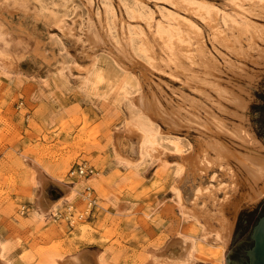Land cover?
Here are the masks:
<instances>
[{
  "label": "rangeland",
  "instance_id": "374dc122",
  "mask_svg": "<svg viewBox=\"0 0 264 264\" xmlns=\"http://www.w3.org/2000/svg\"><path fill=\"white\" fill-rule=\"evenodd\" d=\"M263 3L0 0L2 257L11 264H72L75 255L78 264H164L153 257L167 256L169 245L188 237L195 248L224 245L215 258L200 257L193 248L191 264H226L239 213L248 206L234 211L233 204L247 189L235 190L238 184L215 162L202 165V128L189 127L186 116L200 111L196 116L206 119L212 104L205 96L208 86L190 77L204 73L205 53L224 70V57L246 63L255 76L246 95V125L261 141L250 109L264 103L254 94L264 92V60L254 63L261 61L256 54L240 59L232 48L249 49L255 26L264 23L258 16ZM92 31L102 43L88 37ZM121 46L126 56L119 55ZM223 73V80L234 75ZM141 92L156 97L159 108L141 107L135 99ZM174 111L182 118L178 112L174 118ZM85 160L98 174L70 176V168ZM34 163L51 180L43 200L48 213L38 204L42 183ZM87 185L96 201L90 214L82 195ZM68 203L84 217L72 225L49 217ZM223 218L234 219L228 243L215 231ZM82 227L86 237H80Z\"/></svg>",
  "mask_w": 264,
  "mask_h": 264
},
{
  "label": "bare ground",
  "instance_id": "6f19581e",
  "mask_svg": "<svg viewBox=\"0 0 264 264\" xmlns=\"http://www.w3.org/2000/svg\"><path fill=\"white\" fill-rule=\"evenodd\" d=\"M261 4L262 3H260V5ZM260 8H261V11L258 13L259 14L258 16L264 18V6L262 5ZM87 30L86 32L88 34L89 31ZM91 36L94 42L96 43L103 42V39L98 32L92 31L90 33V36L88 35V37L90 38ZM252 37L254 39L252 40V43H250L249 49H246L240 45V47L236 50L235 48H232V51L234 52L236 56L238 57L241 56L240 59L242 58L248 59L249 55L256 54L257 58L260 59L261 61L260 62L255 61V60H252V61L256 64L263 63V60H264V23L263 22L255 26V30H253ZM119 50H120V53H119ZM119 50H118L119 55L120 54L123 56L127 55L126 53L127 51H125L127 50L126 48L124 50L123 47L121 46L119 47ZM252 50L254 52H252ZM224 61H225V67H227V70H224L223 67L220 66L221 64L219 63L218 59L214 55L212 54L206 55L205 53L201 57V62H200V65L204 69L202 71L204 72L203 73L204 75L201 73L203 76L202 75L199 76V74H196L190 77V80L192 79L196 80L197 78L196 81L199 82V84L197 85H200L201 83V84H205L208 86V91L205 92V96L211 102L212 107L211 108L208 107V109L210 110L209 111L207 107L205 106L208 112L207 114L204 113V115L206 116L204 115L203 116L206 117V119L202 120L200 115L196 116L200 111L197 112V114H195L194 112L189 113L188 110L186 109L185 110L187 114L188 113L190 114L186 116V119L187 117L191 116L190 119L188 118L189 121L187 125L190 122L189 127L192 126L194 128L196 126L195 128L197 129L202 128L200 129V133L203 136V140H204V144L201 145L203 146V149L201 150L204 151V159L202 157L203 154L201 155L202 157L201 159H203L202 165L206 166L205 168H208L212 165L213 162H215L219 167L222 168L224 172H226L227 174L229 173V175L235 181V183L238 184L239 187L236 185L238 188L235 187V190H238L241 187H244L245 189H247L246 191H243L242 194L240 195L239 202L241 204H239V202L233 204L234 211H236L239 209L241 205L246 204L249 206L253 203H256L264 195V144L261 142L262 140L260 141L258 139V137L255 135L254 131L249 126V124L248 126L246 125L248 123L247 122L248 118L246 116L247 114H245V111H247L246 109L248 107V98H249V97L247 98V96L249 95V86L252 84L251 81L254 80L255 76L253 75V73H251L246 68L247 64L244 63L242 60H238V59L228 60L224 57ZM223 72L226 74L228 72H232L234 75L228 76L226 80H223L220 76V74ZM235 77L237 81H234ZM202 87L200 89H202ZM200 89H198V91ZM204 89H205V86H204ZM201 92H204V91L202 90ZM144 95L145 94H142L141 92L140 94H138L137 98H135L137 99L136 101L139 102L141 107H143L146 111L153 110L155 109V107L159 108L160 104L157 102L158 100L157 101L154 100L156 97L149 99V97H146L147 95L145 96ZM183 96L184 98L186 97L184 94ZM188 97L189 96L187 95V98ZM186 100H190V99H186ZM197 100L199 101V99H196V100L193 99V102H197ZM193 102H191V104ZM200 103H203V102L200 101ZM164 104L168 106V104H166L165 102ZM169 104H171V101L169 102ZM195 106H199V105L196 104ZM180 107L182 108V106ZM158 108H156V110H158ZM197 108H200V106ZM215 110H218L220 113H217V111L215 112ZM175 112L176 111H174L173 113L174 118L175 117L177 118V114H176L177 112H178V116L181 115L177 119H180V117L182 118V114H179L180 111H177L176 113ZM186 113L184 114L186 115ZM164 114L165 113H163L162 115ZM230 116H233V118L236 117L238 120L236 119L237 121L229 122L228 120H230L229 119ZM170 119L172 121V124L174 125L173 119L172 118ZM187 120H185V123L187 122ZM176 122H175V125L178 124V123L176 124ZM182 123L179 122V124H182ZM172 142L175 144L174 141ZM34 165L36 166L38 170V176L40 177L41 183H42V187L40 189V193L38 197V204L41 208V212L46 213L49 210H47L44 207L43 200H44V197L46 196L47 183H49L51 180L47 176V174L44 172V170L40 167V165H38L37 163H34ZM56 184L59 187H63L67 185V183L64 181H59V182L57 181ZM73 186L71 187L67 195L72 193V189L74 188ZM177 201L179 204L180 201L179 200ZM58 202H56L52 207L56 206ZM180 207L179 209L182 208ZM234 219L233 218L232 219L223 218L222 223L220 222L221 219H219L220 220L219 222L221 223L222 227L220 230H215V231L217 232V237L220 238L224 243H228L230 241L233 226H234ZM87 233H88V230L82 227L80 237H86ZM191 236L192 235H190V237ZM180 243L181 244L179 246L176 244L169 245L168 247L169 254L167 256L159 255L160 256L159 257V256L154 255L155 257L153 258H156L157 262L164 263V264H191L194 259L193 248H195L193 241L188 237H182ZM196 248L199 250L198 252H199L200 257L208 256V258L209 257L215 258V257H219L223 253L224 245H220V246L218 245L217 247L213 248V245L211 244H200L199 243V245H197ZM4 249H5L4 246L0 245V264H11V260L9 258H4L1 255ZM79 260H80V257L78 255L72 256V258H70V261L72 262V264H78Z\"/></svg>",
  "mask_w": 264,
  "mask_h": 264
},
{
  "label": "flooded vegetation",
  "instance_id": "af4514ba",
  "mask_svg": "<svg viewBox=\"0 0 264 264\" xmlns=\"http://www.w3.org/2000/svg\"><path fill=\"white\" fill-rule=\"evenodd\" d=\"M255 204L252 208L247 207L248 209H245L239 215L238 220L246 222V224L249 223L250 227L246 233V239L241 242L242 244L232 247L233 257L230 264H252V252L256 248V230L259 238L257 252L260 257L258 264H264V195ZM239 231L241 232L242 229H238L232 242H235Z\"/></svg>",
  "mask_w": 264,
  "mask_h": 264
},
{
  "label": "built area",
  "instance_id": "2783aa9c",
  "mask_svg": "<svg viewBox=\"0 0 264 264\" xmlns=\"http://www.w3.org/2000/svg\"><path fill=\"white\" fill-rule=\"evenodd\" d=\"M70 176L76 177L78 179H87L89 177H94L98 174V169L88 161H81L76 162L69 171ZM92 188L91 186L87 185L84 188V191L82 193L83 199L85 200V204L87 205V213L90 214V212H93L94 207H96V201L92 197ZM57 208L53 209L49 213V217L53 220H64L68 224L72 225L76 218H83L84 213H75L74 205L72 204H66L63 209Z\"/></svg>",
  "mask_w": 264,
  "mask_h": 264
},
{
  "label": "water",
  "instance_id": "95a60500",
  "mask_svg": "<svg viewBox=\"0 0 264 264\" xmlns=\"http://www.w3.org/2000/svg\"><path fill=\"white\" fill-rule=\"evenodd\" d=\"M254 94H256L257 96H259L260 98H262L264 100V92L254 91ZM250 119H251V123H252L253 128L255 129L257 135L264 142V103L252 104L251 109H250ZM253 204H255V203H253ZM253 204H251V205H253ZM251 205H249L247 207L248 208L254 207V205L253 206H251ZM247 207L242 209L240 211V213L242 211H244L245 209H248ZM240 213H239V215H240ZM238 218H239V216H238ZM249 227H250L249 223L246 224V222H241L240 220H237L233 237L236 234V232L238 231V229H240V230L242 229V231L241 232L239 231V234L236 237L235 242L231 241L228 253L226 255V264H230V260L233 257V252H232L233 248L232 247H234V245H235V247H237L238 245L242 244L241 242L244 239H246V233L249 230ZM233 237H232V239H233ZM255 238H256V248L252 252V264H258L259 257H260L258 252H257V250H258L257 247L259 246V238L257 235V230L255 233Z\"/></svg>",
  "mask_w": 264,
  "mask_h": 264
},
{
  "label": "crops",
  "instance_id": "0c3cea01",
  "mask_svg": "<svg viewBox=\"0 0 264 264\" xmlns=\"http://www.w3.org/2000/svg\"><path fill=\"white\" fill-rule=\"evenodd\" d=\"M234 227V226H233ZM233 231V230H232ZM232 235V234H231ZM231 239V238H230Z\"/></svg>",
  "mask_w": 264,
  "mask_h": 264
}]
</instances>
